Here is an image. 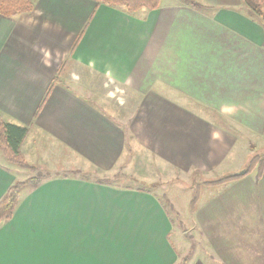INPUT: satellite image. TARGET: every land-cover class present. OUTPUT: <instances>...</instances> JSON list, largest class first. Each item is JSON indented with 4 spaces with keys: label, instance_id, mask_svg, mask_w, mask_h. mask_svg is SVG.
Returning <instances> with one entry per match:
<instances>
[{
    "label": "crops",
    "instance_id": "crops-1",
    "mask_svg": "<svg viewBox=\"0 0 264 264\" xmlns=\"http://www.w3.org/2000/svg\"><path fill=\"white\" fill-rule=\"evenodd\" d=\"M199 1L203 10L176 0L129 14L91 0H34L29 13L0 14V113L29 127L28 163L49 150L70 163L21 191L0 225V264L183 263L159 195L111 180L134 146L182 173L215 175L242 173L263 151L264 22L242 0ZM67 61L125 92L127 126L71 88L66 71L45 99ZM15 172L0 159V200L25 180ZM215 187L194 211L189 201L187 264H264V165Z\"/></svg>",
    "mask_w": 264,
    "mask_h": 264
},
{
    "label": "rangeland",
    "instance_id": "rangeland-1",
    "mask_svg": "<svg viewBox=\"0 0 264 264\" xmlns=\"http://www.w3.org/2000/svg\"><path fill=\"white\" fill-rule=\"evenodd\" d=\"M175 1L176 0H162V5H168L169 2L174 3ZM73 66L74 64L70 63L67 68L68 70L65 73L66 75H63L66 77V83L79 94L89 98V100H91L96 106H99L108 112H114L117 119H121L123 125L127 126L128 117H130L131 113L130 111H127L129 110V106L127 105L128 102L125 92L117 88L115 83L107 81V78L103 74L92 71L87 67L81 66L77 68ZM72 70H76L77 73L74 74ZM261 150L263 151L256 154V156L263 159L264 144ZM49 153L50 154L47 156L42 153L38 154L39 160L38 163H35V166L39 171L52 174L58 172L62 173L63 168L66 169L70 165L68 158L61 156V154H52V150H49ZM0 159L9 163L1 152ZM9 165L21 171L18 175L15 172L19 180H27L28 177L36 174V172L28 168H22L12 163H9ZM247 167L248 163L244 165L241 170L244 171ZM116 168L119 177H114L111 182L119 185H129L134 188L151 190L155 194H158L165 205H167L170 212L174 215L177 235L178 237L180 236V241H182L181 253L186 256H189V250L192 251L191 247L192 245H195L192 239V225L188 219L190 199L193 198V194L196 191H200V197H202H198L195 203V206H197V203L205 198L204 194L209 196L215 191L214 189L216 187L206 185V182L214 181L219 177L231 174L228 172L226 175H215L205 174L200 171L182 173L168 165L158 163L150 153L146 152L139 146H134L132 149L130 148L127 150L121 163ZM91 175L92 176L90 177H93L95 174L92 173ZM196 188L198 189L196 190ZM183 220H185V223ZM181 222H183V224H181ZM179 224H181V226Z\"/></svg>",
    "mask_w": 264,
    "mask_h": 264
},
{
    "label": "trees",
    "instance_id": "trees-1",
    "mask_svg": "<svg viewBox=\"0 0 264 264\" xmlns=\"http://www.w3.org/2000/svg\"><path fill=\"white\" fill-rule=\"evenodd\" d=\"M97 5L103 4L110 7H116L124 10L129 14H136L143 8L148 10H154L162 5V0H91ZM183 3L197 9L203 10L206 6L203 5L199 0H181ZM245 6L248 7L249 11L257 18L263 20L264 22V0H242ZM35 8L34 0H0V14L6 17H17L25 13L33 11ZM81 33L75 40L72 51L75 50L80 39L82 37ZM71 61H67L59 69L57 76L53 79L50 84L45 99L50 94L52 88L59 83L60 76L63 72L67 71ZM44 99V100H45ZM29 134V127L17 125L7 121L4 116L0 113V152L3 154L5 159L9 163L22 168H28L36 174L29 177L24 181H15L9 189L6 191L5 195L0 200V225L3 221L9 220L13 217V213L18 205L21 191L27 186L37 187L40 183L47 178L49 175L47 172L39 171L38 168L27 162L25 156L22 152V145ZM259 156L252 158L248 167L244 172L237 174H229L223 177H219L214 181L206 182V185L210 186H220L228 184L231 181L237 180L245 174L249 173L256 166L262 167L264 165V159H258ZM76 174L75 171L68 172L66 175ZM100 183H104V179L97 180ZM198 188H196L197 190ZM200 197V191H196L193 194V198L190 201V208L192 211L195 209V203ZM189 261V256H187L182 264H187Z\"/></svg>",
    "mask_w": 264,
    "mask_h": 264
}]
</instances>
